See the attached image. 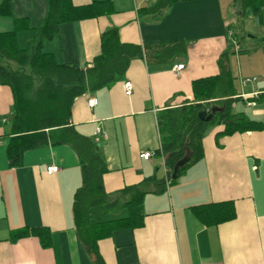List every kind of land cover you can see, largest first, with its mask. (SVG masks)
Masks as SVG:
<instances>
[{"label":"crops","instance_id":"obj_1","mask_svg":"<svg viewBox=\"0 0 264 264\" xmlns=\"http://www.w3.org/2000/svg\"><path fill=\"white\" fill-rule=\"evenodd\" d=\"M8 1L12 16L0 13V33L15 29L25 19L34 37L43 26L49 0ZM84 6L104 3L96 19L61 24L58 33L42 41L41 49L59 63L81 69L100 54L103 32L115 27L122 43L148 46L183 42L187 55L163 67H149L144 59L132 61L126 75L113 85L78 97L71 124L101 147L108 172L103 184L108 194L154 178L162 182L167 169L161 150L158 114L192 101L195 80L219 75V60L226 54L234 76L238 104L256 121L264 120V105L246 102L264 94V12L256 21L262 44L256 52L243 49L237 32L242 25L234 0L180 2L163 15L142 16L156 0H71ZM229 31L234 32L229 38ZM183 64L179 74L174 70ZM243 79H257L243 86ZM132 84L131 95L125 83ZM97 100L90 107L88 101ZM255 105H251V104ZM13 95L0 85V264H96V257L81 242L74 221V197L83 184L81 162L70 145H47L25 153L21 166L7 156V133L13 121ZM225 125L208 129L203 138L204 158L165 190L146 186L144 225L119 230L98 242L103 264H264V131L219 136ZM151 152L150 160L140 157ZM59 171L50 175L47 167ZM234 202L236 219L218 226L203 224L194 212L202 205ZM101 207V206H97ZM95 207V208H97ZM92 213L100 221L126 212ZM118 215L105 220L104 215ZM104 218V219H103ZM51 232L44 248L33 233ZM29 233L14 239V232Z\"/></svg>","mask_w":264,"mask_h":264},{"label":"trees","instance_id":"obj_2","mask_svg":"<svg viewBox=\"0 0 264 264\" xmlns=\"http://www.w3.org/2000/svg\"><path fill=\"white\" fill-rule=\"evenodd\" d=\"M191 0H156L141 10L142 16L159 17L177 3ZM241 17L261 19L264 0H234ZM104 3L93 2L77 6L71 0H49L45 22L37 29L26 47H21L19 35L31 30L25 19L15 20V29L0 33V85L11 89L13 95V121L8 130L7 156L12 167L21 166L27 151L47 145H70L78 154L83 184L74 197V221L81 242L96 257V264H103L98 242L109 238L119 230L137 229L144 225V200L146 186L155 184L160 190L177 183L190 167L204 158L203 138L208 129L223 124L225 130L219 136L236 133L264 131V120L256 121L245 112H234L233 104L242 101L238 97L235 78L229 69L227 55L219 60L220 73L214 77L195 80L192 83L194 99L182 106L167 108L158 114L161 134V150L167 169L166 178L158 182L154 178L141 185L128 186L114 194L104 188L103 176L108 172L101 147L93 139L80 134L71 124L75 100L88 92H96L120 81L126 75L132 61L144 59L147 65L163 68L176 58L187 55L183 42L161 43L148 46L122 43L117 28L102 33L100 54L89 67L81 69L59 63L55 56L42 51V41L58 33L61 24L96 19L104 15ZM0 13L12 16L8 1L0 6ZM214 101L221 109L209 123L202 122L198 113ZM246 102L264 105V94L247 98ZM187 151L190 161L172 179L176 163ZM101 206L103 213L126 212L123 217L100 221L92 209ZM199 220L209 227L236 219L234 202L213 203L194 208ZM14 232V239L28 234ZM44 248L50 246L51 232L38 229L33 232Z\"/></svg>","mask_w":264,"mask_h":264},{"label":"rangeland","instance_id":"obj_3","mask_svg":"<svg viewBox=\"0 0 264 264\" xmlns=\"http://www.w3.org/2000/svg\"><path fill=\"white\" fill-rule=\"evenodd\" d=\"M250 17V16H249ZM247 17H242V25H240L238 32H237V36L240 42H242L243 44V49L248 48L249 52H256L254 47L252 48V45H260L262 44L261 42V38L258 36L257 34V28L258 25L256 23V21H253L251 19V21H246ZM33 37L29 34H25L22 35L19 38V43L21 45V47H26L28 41H30ZM252 44V45H249ZM255 49V50H254ZM239 108L241 111H244L246 108L244 107L243 103H239L238 104ZM98 211L100 212L99 214H101V207H97L93 210V212ZM118 215H112V214H107L104 215L103 217L105 218V220L108 219H112V218H116ZM124 216V215H123ZM103 218V219H104Z\"/></svg>","mask_w":264,"mask_h":264},{"label":"water","instance_id":"obj_4","mask_svg":"<svg viewBox=\"0 0 264 264\" xmlns=\"http://www.w3.org/2000/svg\"><path fill=\"white\" fill-rule=\"evenodd\" d=\"M219 112H221V109L215 104L214 101L209 102L208 108L202 109L199 113V119L202 122L209 123ZM191 159V152L187 151L184 155V157L179 160L172 172V179H177L179 171L183 169V167L190 161Z\"/></svg>","mask_w":264,"mask_h":264},{"label":"built area","instance_id":"obj_5","mask_svg":"<svg viewBox=\"0 0 264 264\" xmlns=\"http://www.w3.org/2000/svg\"><path fill=\"white\" fill-rule=\"evenodd\" d=\"M229 38H233L234 36V32L233 31H229ZM185 66L183 64L181 65H177L174 67V70L179 74L180 72H182L184 70ZM257 79H243L242 83H243V86H246L247 84L249 83H252V82H255ZM125 93L126 95H131L132 93V84L130 82L128 83H125ZM88 105L90 107H94L97 105V100L96 99H91L88 101ZM251 105H255L254 103L251 104ZM153 156V154L151 152H143L140 154V157L144 160H150L151 157ZM47 173L50 174V175H53V174H56L58 171H59V168L57 166H49L47 167Z\"/></svg>","mask_w":264,"mask_h":264}]
</instances>
